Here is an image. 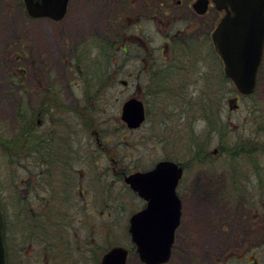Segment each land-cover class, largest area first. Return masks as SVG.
Here are the masks:
<instances>
[{
	"label": "rangeland",
	"instance_id": "374dc122",
	"mask_svg": "<svg viewBox=\"0 0 264 264\" xmlns=\"http://www.w3.org/2000/svg\"><path fill=\"white\" fill-rule=\"evenodd\" d=\"M96 1L70 0L65 17L59 21L29 17L28 22H24L19 18V1L8 0L13 6V16L6 22L0 20V43H6L7 52L6 57L0 56L4 62L0 66V129L3 128L2 131L9 137L19 125L13 104L15 87L22 90L20 101L23 103L25 97L28 107L37 99L42 100L41 112H56L61 107L75 113L73 109L78 105L88 103L90 110L101 115V126L95 129L102 130L103 137L108 139L104 148L112 156L117 154L122 157V165L127 170L150 168V159L156 160L165 154L181 158L188 166L185 208L193 209L198 203L199 212L190 215L187 211L184 215L183 229L188 227V230L181 233L182 247L180 249L176 241L177 251L164 264H231L226 257L235 250L226 248L225 241L232 238L235 241H250L251 263L257 256L256 264H264V213L261 212L254 222L258 214L248 209L261 208L264 211L263 205L259 207V194L264 193V67L253 97L239 94L228 80L220 83L218 78V83L212 85L210 57L207 56L209 49L202 47L200 70L206 71L207 83L197 82L181 90L182 87L177 85L178 72L171 71L168 81L151 88L145 87L148 80L146 74L137 76L131 73L130 63L135 65L136 62L127 53L123 56L122 51L119 53L122 57L117 55L108 59L109 70L90 69L91 72L85 73V77L90 78L86 83L82 77L84 74L66 68L73 42L79 41L85 32H93L94 28L106 30L109 38L115 36L118 30L116 13L124 7L123 3L116 6L105 0L106 10L102 14L95 9ZM123 2L129 6L130 0ZM135 6L144 10L143 0H137ZM2 15L3 0H0V18ZM143 26L147 31L151 29L150 22H145ZM159 41L155 34L151 44L157 47ZM22 52H26L33 65L25 62L23 57L19 58ZM10 64L20 69L27 67L26 75L19 77L18 72L3 81L4 69ZM216 67L220 77L223 65L219 56ZM186 76L187 79L192 77ZM180 90L183 96H175ZM130 96L143 99L147 114H151L143 128L134 132L120 118L122 103ZM235 103L237 107H234ZM65 114L70 116L71 113ZM104 128L110 130L106 132ZM246 140L250 144L242 146ZM251 147L254 150L249 152ZM203 153L205 159H202ZM13 157L7 149H0V201H3L5 187L12 191L11 183L22 174L21 167L8 163L14 160ZM91 157L94 159L92 152ZM194 161L200 162L199 165H191ZM107 165L110 169V160ZM195 182L199 197L194 193ZM236 188L244 190L239 191L241 195H235ZM121 195L123 206L120 215L99 218L98 210H91V232L96 239L92 235L88 255L80 254L82 262L75 263L76 259L70 256L68 262L61 264H99L104 248L110 243L131 248L128 219L137 209V201L126 191ZM227 224L231 227L228 232L222 230V226ZM97 229L109 231L107 242L100 239ZM30 264L33 262L30 261ZM127 264L144 263L133 250Z\"/></svg>",
	"mask_w": 264,
	"mask_h": 264
},
{
	"label": "flooded vegetation",
	"instance_id": "af4514ba",
	"mask_svg": "<svg viewBox=\"0 0 264 264\" xmlns=\"http://www.w3.org/2000/svg\"><path fill=\"white\" fill-rule=\"evenodd\" d=\"M104 1H96L95 6L102 14L106 10ZM108 1L116 6L124 4L116 13L115 23H118V30L115 36L109 38L106 30L98 28H94L93 32H85L79 41L73 42L69 59L66 60L67 69L84 74L85 77L87 72L109 70L110 65L107 62L110 57H122V54L125 56L127 53L136 62L135 65L130 63V72L136 73L137 76L146 74L148 80L145 87L151 88L168 81L172 71L178 72L177 85H180L182 90L190 84L208 82V78L204 76L206 71L200 70L203 62L200 55L202 47L209 49L207 56L210 57L211 63V84L218 83V54L211 34L223 11L216 9L212 0L208 1L205 11L201 13L194 9L196 0H143L144 10L135 6L137 0H130L129 6L123 0ZM145 22L151 24L149 32L143 26ZM155 34L160 38L157 47L151 44ZM121 51L122 54H119ZM207 65L208 63L205 67ZM115 66L118 67L119 64L116 63ZM21 70L24 77L27 67ZM186 75L192 77L187 79ZM181 90L180 93H175V96H183ZM23 100L20 119L21 147L18 158L13 157L14 160L8 161L15 167H21L22 174L11 183L12 191L5 187L3 201H0L4 217L6 263L30 264L32 261L33 264H61L68 262L70 256L76 259L75 263L82 262L80 254L88 255L94 233L91 232V210H98L99 218L120 215L123 191L131 194L137 201L135 211L144 208L147 200L133 190L124 178L134 171L153 169L162 160L174 161L182 169L175 186L180 202V217L174 233L170 260L171 255L177 251L176 243L178 242L180 249L182 247L181 233L188 230V227L183 229L184 215L187 211L190 215L199 212L198 203L193 209L185 208V175L188 168L186 162L165 154L156 160L150 159V168L129 171L122 165V157L117 154L112 156L104 148L108 139L105 140L102 130L95 129L101 126V115L90 110L88 103L78 105L73 109L76 110L75 113L65 111L61 107L57 108L56 112H41L42 100L37 99L31 107L27 106L25 97ZM82 100L85 101L84 98ZM141 100L147 111L144 100ZM65 112L71 113L70 116ZM150 115L146 112L140 125L129 130L139 131ZM109 130L110 128H104L106 132ZM108 160L112 163L110 169ZM199 163L194 161L191 165ZM196 183L194 193L199 197ZM236 191L244 190L236 188ZM263 196L264 193L259 194V207L264 206ZM248 209L251 213L255 211L258 214L253 219L254 222L261 216V212L264 213L261 208ZM116 212L118 213L115 215ZM246 212H243L244 216ZM231 227L222 226V230L228 232ZM97 232L100 239L107 242L109 231L97 229ZM128 237L130 238L129 233ZM93 239H96L95 235ZM258 239L262 242L261 237ZM225 244L226 248L235 250L229 252L226 257L231 264H256L257 256L253 257V263L249 258L250 241H235L232 238L225 241ZM112 245L105 247L104 252Z\"/></svg>",
	"mask_w": 264,
	"mask_h": 264
},
{
	"label": "water",
	"instance_id": "95a60500",
	"mask_svg": "<svg viewBox=\"0 0 264 264\" xmlns=\"http://www.w3.org/2000/svg\"><path fill=\"white\" fill-rule=\"evenodd\" d=\"M209 0H196L198 12H204ZM220 17L211 37L223 62V70L240 94L253 93L264 52V0H212ZM32 18L64 17L68 0H23ZM234 101V100H232ZM237 107V104H234ZM145 118L144 104L137 97L126 99L121 119L128 128ZM182 169L171 160L159 161L153 169L136 171L124 180L147 200V205L129 217L128 231L139 259L145 264H161L169 259L174 231L179 223L180 202L175 186ZM4 218L0 207V264L6 263L3 239ZM128 249L114 245L101 256L99 264H127Z\"/></svg>",
	"mask_w": 264,
	"mask_h": 264
},
{
	"label": "trees",
	"instance_id": "16d2710c",
	"mask_svg": "<svg viewBox=\"0 0 264 264\" xmlns=\"http://www.w3.org/2000/svg\"><path fill=\"white\" fill-rule=\"evenodd\" d=\"M18 1H19L18 2L19 3V7L18 8H19V13H20L19 18L22 19L24 22L25 21L28 22L29 16L25 12L23 2H22V0H18ZM12 12H13V6L8 3V0H3V15L1 16L0 20L2 22H6L7 21L6 19H8V18L13 16ZM3 44L0 43V56L2 55L3 57H6V55H7L6 43H5V45H3ZM22 57H23L25 62H28V63H30L32 65L34 64L33 61L30 58H27V56L24 55V52H22L21 55H19V58L22 59ZM7 58L9 59L10 57L7 56ZM3 63L4 62L0 60V66ZM263 67H264V56H263V60H262V63H261L260 69H259V73H258V82H259L260 74H261V72L263 70ZM20 71H21V69L20 68H16L13 64L8 65V68L4 69V73H3V77H2L3 81H5L6 78L9 77L10 75L14 76L15 73L18 74V72H19V77L22 76V73ZM91 76L94 79V75H91ZM218 78L220 80V83L222 81H224V82L227 81V80L230 81L227 77L224 76V74L220 75V77H218ZM83 79L86 81V83H88L87 79H90V78L89 77L86 78V77L83 76ZM257 87H258V83H257L255 91L252 94L247 95V96L253 97L256 94ZM14 91H15V93L13 94V98H14L13 99V104H14V107H15L14 111H15V115H16V117L18 119V124L20 125L21 113L23 112L22 111V104H21V101H20V96L23 95V92H22L21 89H18L17 87L14 88ZM18 105H19V107H18ZM92 111H94V110H92ZM19 125L15 127V129L13 130L12 135L9 136V137L7 136V134L4 133V131H2L3 128L0 129V149H2V150H6L7 149L11 156H15L16 155L15 156L16 159H17V157L19 155V151H20V147H21V141H20L21 134H20ZM252 137H254V136H252ZM248 143H249V141L246 140L244 143H242V146L248 145ZM253 150H254V147H251L248 151L251 152ZM202 159H205V153H203ZM233 179H235V178H233ZM237 186H238V184H237ZM239 194H240L239 191L235 192V195H239ZM112 244L113 243H110L108 246H110ZM130 250L133 251L134 247L131 246Z\"/></svg>",
	"mask_w": 264,
	"mask_h": 264
}]
</instances>
